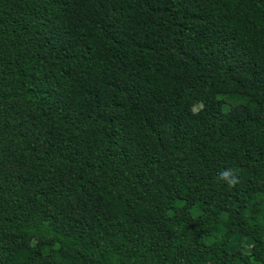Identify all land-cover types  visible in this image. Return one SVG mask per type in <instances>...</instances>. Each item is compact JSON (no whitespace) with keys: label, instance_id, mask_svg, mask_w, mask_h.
I'll return each instance as SVG.
<instances>
[{"label":"trees","instance_id":"trees-1","mask_svg":"<svg viewBox=\"0 0 264 264\" xmlns=\"http://www.w3.org/2000/svg\"><path fill=\"white\" fill-rule=\"evenodd\" d=\"M0 264H264V0H0Z\"/></svg>","mask_w":264,"mask_h":264},{"label":"clouds","instance_id":"clouds-1","mask_svg":"<svg viewBox=\"0 0 264 264\" xmlns=\"http://www.w3.org/2000/svg\"><path fill=\"white\" fill-rule=\"evenodd\" d=\"M231 175L230 184L229 186H234L238 181L236 180V177L234 173L231 172V170H225L220 174L221 179L227 180L229 176Z\"/></svg>","mask_w":264,"mask_h":264},{"label":"rangeland","instance_id":"rangeland-1","mask_svg":"<svg viewBox=\"0 0 264 264\" xmlns=\"http://www.w3.org/2000/svg\"><path fill=\"white\" fill-rule=\"evenodd\" d=\"M248 203L251 205V204L253 203V198H250V199L248 200ZM237 250H239L238 247H236V246H234V245H231V246H230V251H231L232 253L236 252Z\"/></svg>","mask_w":264,"mask_h":264}]
</instances>
